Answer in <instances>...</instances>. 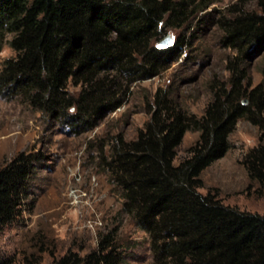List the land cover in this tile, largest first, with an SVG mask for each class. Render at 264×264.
Masks as SVG:
<instances>
[{"label":"trees","instance_id":"obj_1","mask_svg":"<svg viewBox=\"0 0 264 264\" xmlns=\"http://www.w3.org/2000/svg\"><path fill=\"white\" fill-rule=\"evenodd\" d=\"M203 2L0 0V55L8 36L15 52L0 59V96L92 130L122 108L134 84L161 76L179 61L185 36L166 49L158 44L173 35L170 30L191 29ZM256 2L257 11L220 20L224 44L237 56L229 84L213 86L202 116L183 110L160 89L148 101L151 117L135 140L120 134L102 142L103 166L121 195L122 211L149 236L154 264H264V215L227 206L218 192H200L202 174L230 150L238 122H256L255 112L264 113V82L245 88L237 62L250 47L264 46V0ZM71 85L80 89L77 96ZM188 131L199 132V139L176 165ZM43 160L40 152H23L0 168V233L32 204ZM245 166L264 185V146L246 156ZM115 237L103 235L98 249L85 256L69 252L54 264H124Z\"/></svg>","mask_w":264,"mask_h":264},{"label":"rangeland","instance_id":"obj_2","mask_svg":"<svg viewBox=\"0 0 264 264\" xmlns=\"http://www.w3.org/2000/svg\"><path fill=\"white\" fill-rule=\"evenodd\" d=\"M200 1H204L203 8L190 21L191 29L168 31L175 39L185 36L179 61L161 76L134 84L122 108L106 115L92 130L53 120L19 98L0 96V168L23 152H40L44 158L32 184V204L0 233V262L54 264L69 252L87 255L98 249L103 235L113 233L124 253V264H154L149 236L123 213V200L103 166L100 149L103 141L120 134L127 141L137 138L151 117L148 101H153L158 90L200 117L213 100V86L229 84L237 52L224 44L220 20L242 10L257 11V2ZM8 41L1 62L15 57ZM237 62L245 88L263 84L264 46L250 47ZM69 90L75 96L80 93L72 85ZM254 117L256 122H238L230 136V150L202 174L200 192H218L225 205L264 215V185L253 180L245 166L246 156L264 146V113L256 111ZM198 139L199 132L185 134L176 165L189 157Z\"/></svg>","mask_w":264,"mask_h":264},{"label":"water","instance_id":"obj_3","mask_svg":"<svg viewBox=\"0 0 264 264\" xmlns=\"http://www.w3.org/2000/svg\"><path fill=\"white\" fill-rule=\"evenodd\" d=\"M175 43V38L173 35H169L167 36L165 39H163L159 44L158 47L160 49H166L169 48L171 46H173Z\"/></svg>","mask_w":264,"mask_h":264}]
</instances>
